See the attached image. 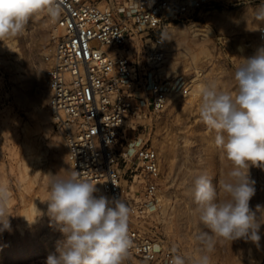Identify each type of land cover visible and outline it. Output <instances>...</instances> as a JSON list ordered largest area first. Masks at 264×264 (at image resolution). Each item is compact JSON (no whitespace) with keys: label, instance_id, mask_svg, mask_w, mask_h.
Segmentation results:
<instances>
[{"label":"rangeland","instance_id":"obj_1","mask_svg":"<svg viewBox=\"0 0 264 264\" xmlns=\"http://www.w3.org/2000/svg\"><path fill=\"white\" fill-rule=\"evenodd\" d=\"M117 1L112 0L115 7ZM184 1L201 6L166 22L169 53L157 71L167 81H187L190 92L171 94L166 108L139 121L132 135H141L158 152L161 165L159 200L141 226L161 248L175 249V254L187 258L186 264H195L202 254L195 237L207 229L193 200L194 180L207 174L218 199L226 200L219 183L230 179L233 168L215 144V131L199 116L201 92L214 84L234 94L235 69L260 48L256 39L263 24L254 17L261 0ZM57 36L55 22L41 13L20 35L0 40V186L9 191L11 224L10 231L0 233V264H46L50 254L58 255V242L64 239L50 221L47 203L50 175L61 178L72 173L48 108L45 74ZM249 176L256 189L250 208L262 220L264 168L250 166ZM96 188L95 195L107 196ZM258 234V244L216 239L208 253L211 264H264V223Z\"/></svg>","mask_w":264,"mask_h":264},{"label":"built area","instance_id":"obj_2","mask_svg":"<svg viewBox=\"0 0 264 264\" xmlns=\"http://www.w3.org/2000/svg\"><path fill=\"white\" fill-rule=\"evenodd\" d=\"M66 0L55 22L58 36L46 69L48 108L67 150L71 172L121 198L131 209L130 264H170L141 224L159 200L158 152L139 121L163 111L171 94L187 96V81H167L166 22L189 15L200 2L184 0ZM164 34V36L162 35ZM257 45L264 47V24ZM256 53V52H255Z\"/></svg>","mask_w":264,"mask_h":264},{"label":"clouds","instance_id":"obj_3","mask_svg":"<svg viewBox=\"0 0 264 264\" xmlns=\"http://www.w3.org/2000/svg\"><path fill=\"white\" fill-rule=\"evenodd\" d=\"M65 2L0 0V40L20 35L29 20L41 13L56 22ZM254 17L264 24V0L254 9ZM242 60L234 72V94L214 84L206 85L201 92L199 116L215 131V144L233 168L230 179L219 183L226 200L218 199L217 188L207 174L194 180L193 200L199 221L207 229L195 237L202 248L195 264H211L208 253L214 250L216 239H244L257 244L261 239L258 233L264 219L258 220L250 208L256 189L249 168H264V47ZM78 176L77 172L61 178L50 175L48 215L64 239L58 242V255L50 254L46 264H126L133 247L130 207L121 198L95 195L96 185ZM9 199L8 189L0 186V233L11 230ZM186 262V257L176 254L170 264Z\"/></svg>","mask_w":264,"mask_h":264},{"label":"bare ground","instance_id":"obj_4","mask_svg":"<svg viewBox=\"0 0 264 264\" xmlns=\"http://www.w3.org/2000/svg\"><path fill=\"white\" fill-rule=\"evenodd\" d=\"M194 27H195V26L192 25V26L190 27V29H194ZM166 59H167V58H166ZM166 59H165V61H166ZM165 61H164V63H165ZM164 63H163V64H164Z\"/></svg>","mask_w":264,"mask_h":264}]
</instances>
